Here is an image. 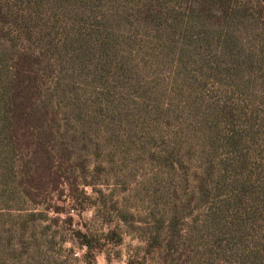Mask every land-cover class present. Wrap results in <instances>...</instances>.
Listing matches in <instances>:
<instances>
[{
	"label": "trees",
	"instance_id": "1",
	"mask_svg": "<svg viewBox=\"0 0 264 264\" xmlns=\"http://www.w3.org/2000/svg\"><path fill=\"white\" fill-rule=\"evenodd\" d=\"M120 226L127 264H264V0H0V264Z\"/></svg>",
	"mask_w": 264,
	"mask_h": 264
},
{
	"label": "rangeland",
	"instance_id": "2",
	"mask_svg": "<svg viewBox=\"0 0 264 264\" xmlns=\"http://www.w3.org/2000/svg\"><path fill=\"white\" fill-rule=\"evenodd\" d=\"M90 192V191H89ZM117 194H127L121 190H116ZM71 210L67 209V212ZM74 218L76 228H80L83 231L90 232L101 236L105 234L110 226L105 225L101 219L97 218L94 214L93 209L86 211L81 216L77 215L76 213H72ZM64 218V217H63ZM112 220V219H111ZM61 226L66 229L62 230L65 232V236L68 238L70 237V231L68 227H64V224ZM115 226H119L118 222L114 220L112 222L111 227L114 228ZM117 232L122 237V242L117 245L110 242H106L105 240L101 241V249L97 251L93 257H90L93 263L90 264H127L129 258L134 255L138 257L144 256L143 246L144 243L141 239L128 227L120 226ZM85 252L81 249H78L73 243L68 241L64 246V251L62 252V264H89L88 260L84 258ZM107 258H110V261H107Z\"/></svg>",
	"mask_w": 264,
	"mask_h": 264
}]
</instances>
